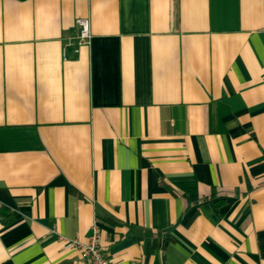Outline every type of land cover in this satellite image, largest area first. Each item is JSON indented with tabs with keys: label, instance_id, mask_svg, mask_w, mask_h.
Segmentation results:
<instances>
[{
	"label": "crops",
	"instance_id": "1",
	"mask_svg": "<svg viewBox=\"0 0 264 264\" xmlns=\"http://www.w3.org/2000/svg\"><path fill=\"white\" fill-rule=\"evenodd\" d=\"M95 229L264 264V0H0V264H88Z\"/></svg>",
	"mask_w": 264,
	"mask_h": 264
},
{
	"label": "built area",
	"instance_id": "2",
	"mask_svg": "<svg viewBox=\"0 0 264 264\" xmlns=\"http://www.w3.org/2000/svg\"><path fill=\"white\" fill-rule=\"evenodd\" d=\"M76 25L79 28V40L81 45L89 44L91 35L88 19L79 18L76 20ZM64 241L67 248L76 249V251L78 250L81 252L86 257L88 264H115L102 253L100 248V236L96 229L85 242H81L77 239H64Z\"/></svg>",
	"mask_w": 264,
	"mask_h": 264
}]
</instances>
